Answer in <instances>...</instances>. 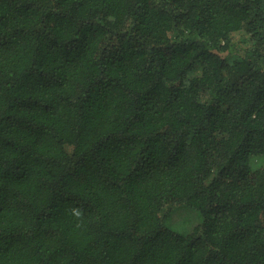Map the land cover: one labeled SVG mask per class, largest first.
Masks as SVG:
<instances>
[{
    "label": "trees",
    "instance_id": "obj_1",
    "mask_svg": "<svg viewBox=\"0 0 264 264\" xmlns=\"http://www.w3.org/2000/svg\"><path fill=\"white\" fill-rule=\"evenodd\" d=\"M0 264H264V0H0Z\"/></svg>",
    "mask_w": 264,
    "mask_h": 264
},
{
    "label": "clouds",
    "instance_id": "obj_2",
    "mask_svg": "<svg viewBox=\"0 0 264 264\" xmlns=\"http://www.w3.org/2000/svg\"><path fill=\"white\" fill-rule=\"evenodd\" d=\"M69 214L75 220V227L78 229H82L84 227V212L80 207H72L69 209Z\"/></svg>",
    "mask_w": 264,
    "mask_h": 264
},
{
    "label": "rangeland",
    "instance_id": "obj_3",
    "mask_svg": "<svg viewBox=\"0 0 264 264\" xmlns=\"http://www.w3.org/2000/svg\"><path fill=\"white\" fill-rule=\"evenodd\" d=\"M241 38H242V35H241V34H236V35H235V39H236V40H240Z\"/></svg>",
    "mask_w": 264,
    "mask_h": 264
}]
</instances>
